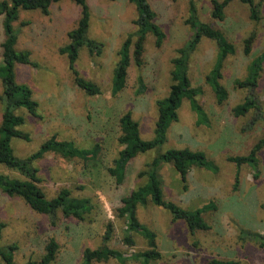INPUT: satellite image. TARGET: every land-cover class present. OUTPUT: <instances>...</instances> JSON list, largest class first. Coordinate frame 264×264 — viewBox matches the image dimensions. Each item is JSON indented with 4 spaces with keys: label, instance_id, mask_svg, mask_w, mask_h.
<instances>
[{
    "label": "rangeland",
    "instance_id": "obj_1",
    "mask_svg": "<svg viewBox=\"0 0 264 264\" xmlns=\"http://www.w3.org/2000/svg\"><path fill=\"white\" fill-rule=\"evenodd\" d=\"M148 1L165 37L157 47L154 36L147 34L137 57L134 3L129 0H87L90 11L87 37L100 42L102 51L91 54L82 46L75 68L82 77L100 87V93L96 95L86 94L75 84L67 53L61 51L68 45V32L81 15L78 4L73 0H58L49 6L47 13L37 8L20 10L12 23L17 32L15 47L29 51L30 62L15 65L16 81L30 87L32 98L38 103L39 115L33 116L24 108L14 110L16 115L23 117L18 128L29 136L28 140L11 139L15 155H29L53 135L60 140H71L79 147L98 144L100 148L93 160L67 159L49 152L33 163L38 169V185L47 198L54 197L61 188H68L73 196L91 199L93 209L83 219L65 216L61 211L54 216L37 212L22 197L10 196L0 190V222L5 223L0 242L16 244L14 257L17 264L39 260L50 238H54L59 247L49 264H80L85 248L101 245L117 249L126 256L146 248L145 240L134 232H131L134 245L125 243L126 220L118 215L117 208L123 196L145 183L146 177L140 176L139 172L147 168L156 149L133 157L121 183H116L108 168L113 166V160L123 148L118 139L123 114L130 112L143 139L153 137L156 101L167 95L171 84V60L191 37L186 23L188 0ZM255 1L261 6L259 22L249 18L247 5L238 0L227 4L223 20L211 17L210 0H194L200 19L222 30L235 45V54L225 58L222 69L221 81L228 90V98L221 104L216 103L212 90L204 82L216 61L217 51L212 40L203 38L190 55L189 74L192 83L203 88L198 99L208 113L209 124H196L188 101L183 99L178 120L170 127L167 141L159 149L188 147L202 150L216 163L218 170L213 172L193 166L185 182L168 163H161L157 172L166 200L190 210L210 205L202 212L210 228L191 234L186 223L181 219L173 220L171 212L164 207L150 201L139 205L137 218L156 233L161 252L159 259L148 264H204L212 258L235 260L239 264H264V245L247 234H264V146L258 153L256 169L246 163L237 167L233 160L246 155L252 145L264 137V66L255 91L261 105L260 117L250 123L255 111L249 110L241 116L233 114V107L248 94L246 89L236 87L234 80L244 78L250 60L264 50V0ZM2 20L0 14V63L4 40ZM251 32L256 38L251 52L245 55L243 40ZM129 35H132V44L125 86L112 94V72L119 60L118 50ZM2 117L0 101V123ZM0 173L22 178L3 165H0ZM106 233L109 237L104 240ZM0 264H3L1 259ZM91 264L141 262L128 258L123 263L109 259Z\"/></svg>",
    "mask_w": 264,
    "mask_h": 264
},
{
    "label": "trees",
    "instance_id": "obj_2",
    "mask_svg": "<svg viewBox=\"0 0 264 264\" xmlns=\"http://www.w3.org/2000/svg\"><path fill=\"white\" fill-rule=\"evenodd\" d=\"M58 0H0V14L3 15L2 28L4 40L1 43V63L0 79L2 82V94L0 101L3 106V117L0 123V165L17 172L20 177H12L5 173H0V190L7 195H17L34 210L54 216L57 211H61L65 216H73L83 219L91 212L93 204L89 197H78L71 194L70 189L61 188L58 193L47 198L38 185L40 178L38 169L33 165L34 161L43 157L44 154L53 152L67 159L93 160L99 153L98 144L92 147H79L71 140H60L56 136L45 139L39 147L25 157L15 155L11 146L12 138L29 139V136L22 132L18 126L23 123V117L16 115L14 110L24 108L33 116L37 113L38 103L32 98L30 87L24 83L16 81L15 65L29 62V51L18 50L15 47L17 32L12 23L17 19L20 10L40 9L47 13L49 6ZM81 7V15L73 29L68 32L69 43L61 51L67 53L70 71L73 74L75 84L88 95L100 93V87L91 80L82 77L75 68V61L82 46L88 48L89 52L100 54L102 44L87 37L90 11L87 0H73ZM133 2L137 15L134 20L136 26L135 54L140 56L142 52V42L147 34L154 36V43L158 47L163 43L165 33L156 21V13L148 0H129ZM231 0H210L211 17L223 20L225 17V7ZM247 5L249 18L254 22L262 19L260 2L255 0H238ZM186 23L191 30V37L185 46L178 49V55L172 58V68L170 71L171 84L167 95L157 99V119L154 124L153 137L143 139L140 134L139 125L130 112H126L120 118L121 135L119 142L123 148L118 152V156L113 160V166L108 168V172L115 178L116 183H121L125 177L126 167L129 161L140 152L156 149V155L151 162L146 164V169L139 172L140 176H145L144 184L133 189L128 195L121 198V205L117 208L118 215L126 220L127 234L124 241L128 245H134L131 232L138 234L146 242V248L132 256H126L123 252L101 245L97 248H85L82 253L80 264H91L94 261H107L115 259L120 263L128 258H134L141 264H148L151 260L161 257L158 249L157 235L148 226L139 222L136 209L139 205H146L148 201L156 206H162L171 212L173 220H183L189 232L193 234L196 230H207L210 225L202 217V212L210 207L205 205L193 210L186 209L163 197L161 179L158 175V168L161 163H168L180 174L181 180L186 181L187 173L193 166L205 168L216 172L218 166L209 159L204 151L190 149L188 147H167L160 151V147L167 141L170 127L178 120V110L183 99H186L190 110L195 115V122L198 125L207 126L209 116L207 111L199 102L198 96L202 94L201 85H194L189 74L190 55L203 38L212 40L216 46V61L207 72L204 82L212 90L216 103L221 104L228 98V90L222 83L223 62L229 55L235 54L236 48L224 32L212 24L200 19L198 9L194 0H188V17ZM256 34L254 32L243 40V53L248 55L251 52ZM132 35H129L122 42L118 50L119 60L112 72L111 93L116 94L121 91L126 82L127 68L130 65V47ZM30 63V62H29ZM264 66V50L247 65L246 75L242 79H235L236 87L244 88L248 91L243 101L233 107V114L241 116L249 110L255 111V116L250 123L260 117L261 105L255 93L258 87V80ZM142 85V82L140 81ZM264 146V137L258 139L248 153L243 156L234 157L236 166L250 164L256 169L258 153ZM236 189V184L234 186ZM5 223L0 222V240ZM245 234V231H241ZM247 234L264 245V234L258 232H247ZM109 233L104 235L107 240ZM58 243L54 238H50L45 246V253L39 260H29L26 264H49L55 257L58 250ZM16 244L3 245L0 242V259L3 264H17L14 257ZM204 264H239L235 260H222L212 258Z\"/></svg>",
    "mask_w": 264,
    "mask_h": 264
}]
</instances>
